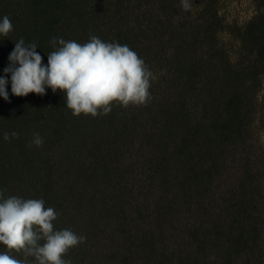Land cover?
<instances>
[{
	"label": "trees",
	"instance_id": "trees-1",
	"mask_svg": "<svg viewBox=\"0 0 264 264\" xmlns=\"http://www.w3.org/2000/svg\"><path fill=\"white\" fill-rule=\"evenodd\" d=\"M189 2L0 0L13 25L0 77L20 39L47 65L53 38L90 34L153 73L149 103L95 118L74 116L59 90L14 96L6 77L0 192L42 199L54 231L86 237L71 264H264V0Z\"/></svg>",
	"mask_w": 264,
	"mask_h": 264
},
{
	"label": "clouds",
	"instance_id": "clouds-1",
	"mask_svg": "<svg viewBox=\"0 0 264 264\" xmlns=\"http://www.w3.org/2000/svg\"><path fill=\"white\" fill-rule=\"evenodd\" d=\"M189 0L183 8L191 9ZM13 30L8 16L0 22V35L7 37ZM56 50L47 55V65L36 51L35 43L23 39L15 42L9 55V66L0 77V97L9 100L6 77L11 76V93L26 97L30 93L46 95V89L57 90L66 97L67 108L74 116H105L112 105L145 106L151 100L150 80L153 73L136 52L127 45L108 43L90 34L87 43L53 38ZM102 110V111H101ZM18 133H4V140L18 138ZM43 146V138L35 133L29 146ZM53 208H45L42 199L3 198L0 192V244L34 257L37 264H71L64 259L69 249L86 241L70 229L54 231L53 221L58 217ZM41 241H44L41 244ZM0 264H28L8 252H0Z\"/></svg>",
	"mask_w": 264,
	"mask_h": 264
}]
</instances>
